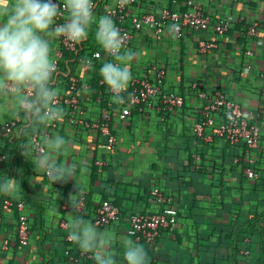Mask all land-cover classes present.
Returning a JSON list of instances; mask_svg holds the SVG:
<instances>
[{
	"label": "crops",
	"instance_id": "obj_1",
	"mask_svg": "<svg viewBox=\"0 0 264 264\" xmlns=\"http://www.w3.org/2000/svg\"><path fill=\"white\" fill-rule=\"evenodd\" d=\"M195 5L211 18L207 30H185L181 38L165 33L160 40L149 30L133 32L127 50L142 53L130 65L132 77L151 76L154 65L166 71L165 88L185 99L181 109L163 118L157 102L152 101L145 105L144 113L135 112L121 121L106 88L101 102L93 95L85 104L84 118L99 121L104 111L111 112L118 140L113 151L103 149L106 138L97 131L71 124L65 115L56 131L37 129L42 141L57 134L65 137L70 147L57 162L71 159L77 166L76 181L54 183L36 172L34 154L25 147L32 137L29 123L23 122L8 139L3 128L17 116L10 107H0V155L6 157L0 160V178L17 180L14 194H0V264H27L33 254L39 257L38 264H65L68 249L80 251L68 239L73 195L85 200L80 214L93 223L95 211L104 201L120 208L118 224L99 228L114 232L112 251L118 261L122 240H133L129 235L131 216L174 208L178 223L163 229L154 246H143L151 264H241L244 260L264 264V0H140L130 15L159 14L164 9L184 12ZM93 16L98 19L103 14ZM95 19L87 43L97 48ZM227 23V32L219 34L216 26ZM59 41L52 43L53 58ZM201 42L216 47L203 52ZM249 50L253 56L247 55ZM79 75L83 82L101 78L99 69ZM54 88L59 94L67 93L59 82ZM217 91L239 101L245 116L258 126L256 148L196 136L194 125L205 106L200 95ZM2 104L6 101L0 98ZM212 117L220 122L217 115ZM249 169L257 179L247 176ZM153 189L161 191L163 200L152 195ZM7 200L25 204L31 232L27 247L17 238L19 211L7 206ZM81 264H96L95 257Z\"/></svg>",
	"mask_w": 264,
	"mask_h": 264
},
{
	"label": "built area",
	"instance_id": "obj_2",
	"mask_svg": "<svg viewBox=\"0 0 264 264\" xmlns=\"http://www.w3.org/2000/svg\"><path fill=\"white\" fill-rule=\"evenodd\" d=\"M240 1V0H235ZM140 0H93V14L102 13L111 15L116 26L121 30L124 36L123 49L128 50L133 42V32L141 33L143 30L151 31L157 39H162L165 33H172L175 37L181 38L185 30L205 31L211 24V18L207 16L200 5H195L189 11H178L164 9L159 14L150 12L141 15H130L132 7L138 5ZM67 13L59 18L63 22ZM229 24L216 26L219 34L227 32ZM91 29V28H90ZM255 28L250 33L254 34ZM95 32V30H94ZM94 38H95V34ZM59 47L56 50L54 60L56 62V72L53 74L50 85L54 87L58 82L63 84L66 94L58 93V105L66 111L64 114L69 123L81 126L86 130L97 131L102 137L106 138L103 149L113 151L116 149L118 140L112 130L113 116L111 112L104 111L99 121H88L84 118L87 107L93 95H96L97 101L101 102L103 89H107L111 98L113 94L108 86L99 79L98 84L93 80L83 82L80 73H90L99 69L104 62L114 61V57L107 55L100 45L96 48L88 44V37L82 42L73 43L63 38H59ZM96 40V39H95ZM97 42V41H96ZM99 44V43H98ZM216 47L214 43H200V49L208 52ZM70 54L73 56V68L62 66L64 57ZM248 56H253L252 51H247ZM86 62H90L87 63ZM251 66H249V69ZM166 71L158 66L152 67L151 76L140 75L132 77L130 85L125 93L123 103H116L119 109L118 117L125 121L132 117L135 112L144 113L145 105L156 101L157 110L163 118L171 113H175L185 104L184 97L175 91L165 88ZM85 84L87 88L85 89ZM205 101V106L201 111V119L194 125L196 136L202 140L213 141L215 138L226 140L232 146L241 144L246 145L249 150L257 147L260 130L256 124L249 120L244 113L242 104L236 99L228 97L225 93L217 91L213 94L203 92L200 95ZM262 99L264 102V87L262 88ZM114 100V98H113ZM213 115L220 118L216 123ZM27 123L26 117L16 118L3 128V134L8 138L14 137L16 130L21 125ZM59 127V122H53L45 127L48 132H54ZM211 131L207 133V128ZM31 141L42 143L38 133L31 135ZM1 148V145H0ZM5 155H0V160L5 161ZM250 179H257L258 176L253 170L247 171ZM152 195L159 200H163V195L159 189H153ZM81 207L85 205V200L81 199ZM9 207H15L19 211L17 238L22 247H27L30 242L31 232L28 217L24 213L25 204L18 202L13 204L10 200L5 201ZM120 208L110 201H104L95 211L94 224L98 228H108L118 224L121 221ZM179 214L174 208H166L156 214L133 215L130 217L129 235L133 240L142 246L152 247L155 245L163 229H168L178 223ZM66 227L67 224L63 223ZM92 254H85L81 251L68 249L67 260L65 264H81L83 261H93Z\"/></svg>",
	"mask_w": 264,
	"mask_h": 264
},
{
	"label": "clouds",
	"instance_id": "obj_3",
	"mask_svg": "<svg viewBox=\"0 0 264 264\" xmlns=\"http://www.w3.org/2000/svg\"><path fill=\"white\" fill-rule=\"evenodd\" d=\"M93 0H0V98L17 118L26 117L31 127L39 129L62 120L64 112L58 105V92L50 85L56 72L52 43L63 38L73 43L87 39L93 26ZM67 13L63 22L59 18ZM95 39L103 51L114 57L104 62L99 75L113 94L116 103H123L132 80L130 65L141 55L139 51H122L124 36L111 15L95 19ZM90 63V62H86ZM87 85L85 84V89ZM34 154L36 172L54 183L75 179L76 169L71 159L61 164L69 145L62 135H54L25 146ZM16 179L0 178V194H14ZM68 239L85 254H92L96 264H151L146 249L132 239L122 240V257L118 261L112 251L116 239L111 230H99L81 213V202L70 198ZM33 254L27 264H38Z\"/></svg>",
	"mask_w": 264,
	"mask_h": 264
},
{
	"label": "trees",
	"instance_id": "obj_4",
	"mask_svg": "<svg viewBox=\"0 0 264 264\" xmlns=\"http://www.w3.org/2000/svg\"><path fill=\"white\" fill-rule=\"evenodd\" d=\"M72 60H73V56L70 55V54H67V55L64 57V60H63L62 66H63V67H66L67 64H68V65H69V68H73ZM99 79H100V77L97 76V77H95V79H94L93 81H94L96 84H98ZM21 126H22V125H21ZM30 127H31V126H30ZM29 131H30V132L32 133V135H33L34 133L37 132V129L31 127ZM241 264H249V262H248L247 260H244V261L241 262Z\"/></svg>",
	"mask_w": 264,
	"mask_h": 264
}]
</instances>
